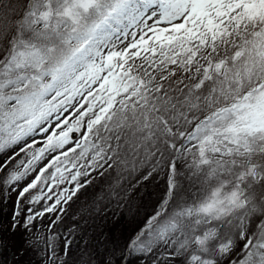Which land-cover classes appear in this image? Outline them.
Segmentation results:
<instances>
[{"label":"snow or ice","instance_id":"6c2138e0","mask_svg":"<svg viewBox=\"0 0 264 264\" xmlns=\"http://www.w3.org/2000/svg\"><path fill=\"white\" fill-rule=\"evenodd\" d=\"M161 173L96 264H264V0H0V264Z\"/></svg>","mask_w":264,"mask_h":264},{"label":"trees","instance_id":"16d2710c","mask_svg":"<svg viewBox=\"0 0 264 264\" xmlns=\"http://www.w3.org/2000/svg\"><path fill=\"white\" fill-rule=\"evenodd\" d=\"M165 179V174L161 173L155 181L147 182L141 195L131 202L130 207L118 208L113 202L104 211H97V208L103 207L108 202L101 201L94 207L92 189H89L87 196H81L71 205L68 215L59 226L61 248L63 238L68 236L69 230L72 233L70 238L73 240V246L69 257L66 258L69 264H96L99 254L104 253L106 248L123 246L132 233V216L137 207L150 210L163 195ZM46 224L47 220L38 225L45 234H47ZM26 259H32L33 264H40L42 257L34 256L29 252Z\"/></svg>","mask_w":264,"mask_h":264},{"label":"rangeland","instance_id":"374dc122","mask_svg":"<svg viewBox=\"0 0 264 264\" xmlns=\"http://www.w3.org/2000/svg\"><path fill=\"white\" fill-rule=\"evenodd\" d=\"M12 200H13V201L15 200V195L12 196ZM38 227H39V226H38ZM45 228H46V227H45ZM40 229H41V228H40ZM43 229H44V228H43ZM118 238H119V236H118ZM118 238H117V239H118Z\"/></svg>","mask_w":264,"mask_h":264}]
</instances>
